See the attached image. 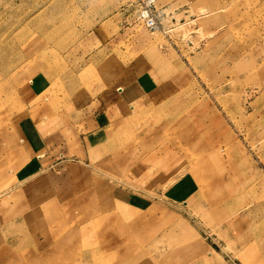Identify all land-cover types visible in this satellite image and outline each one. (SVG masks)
<instances>
[{"label": "rangeland", "instance_id": "374dc122", "mask_svg": "<svg viewBox=\"0 0 264 264\" xmlns=\"http://www.w3.org/2000/svg\"><path fill=\"white\" fill-rule=\"evenodd\" d=\"M156 1L0 0V264H264V0Z\"/></svg>", "mask_w": 264, "mask_h": 264}, {"label": "crops", "instance_id": "0c3cea01", "mask_svg": "<svg viewBox=\"0 0 264 264\" xmlns=\"http://www.w3.org/2000/svg\"><path fill=\"white\" fill-rule=\"evenodd\" d=\"M144 87L146 88L145 82L140 84L127 85L126 88L123 87L124 91L121 94L117 95L116 98L112 99L110 103L103 109L101 117H104L108 122H112L121 117H128L133 112H135L141 105L140 102L143 101ZM75 127L72 125L65 126L62 129V139L64 142L70 144L71 147L79 145L78 135L75 132ZM74 143V145H73ZM72 154L81 156L78 150H72Z\"/></svg>", "mask_w": 264, "mask_h": 264}, {"label": "built area", "instance_id": "2783aa9c", "mask_svg": "<svg viewBox=\"0 0 264 264\" xmlns=\"http://www.w3.org/2000/svg\"><path fill=\"white\" fill-rule=\"evenodd\" d=\"M140 2L139 16L141 20L151 29H164L163 14L165 9L158 7L156 0H140Z\"/></svg>", "mask_w": 264, "mask_h": 264}, {"label": "bare ground", "instance_id": "6f19581e", "mask_svg": "<svg viewBox=\"0 0 264 264\" xmlns=\"http://www.w3.org/2000/svg\"><path fill=\"white\" fill-rule=\"evenodd\" d=\"M12 56V55H11ZM256 208V207H255ZM259 209V208H258ZM17 236V235H16ZM9 243V242H8ZM11 244V243H10ZM50 250V249H49Z\"/></svg>", "mask_w": 264, "mask_h": 264}]
</instances>
